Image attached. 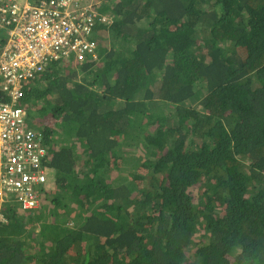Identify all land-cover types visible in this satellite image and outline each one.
Masks as SVG:
<instances>
[{
  "label": "trees",
  "instance_id": "trees-1",
  "mask_svg": "<svg viewBox=\"0 0 264 264\" xmlns=\"http://www.w3.org/2000/svg\"><path fill=\"white\" fill-rule=\"evenodd\" d=\"M84 1L111 23L29 83L49 177L0 264H264V0Z\"/></svg>",
  "mask_w": 264,
  "mask_h": 264
},
{
  "label": "built area",
  "instance_id": "built-area-1",
  "mask_svg": "<svg viewBox=\"0 0 264 264\" xmlns=\"http://www.w3.org/2000/svg\"><path fill=\"white\" fill-rule=\"evenodd\" d=\"M92 5L8 0L0 7V34H7L0 35L5 42L0 45V205L11 200L23 210L40 205L39 189L49 177L45 136L41 127L28 124L25 89L51 63L70 56L82 61L93 51L95 44L83 38L96 18Z\"/></svg>",
  "mask_w": 264,
  "mask_h": 264
},
{
  "label": "clouds",
  "instance_id": "clouds-1",
  "mask_svg": "<svg viewBox=\"0 0 264 264\" xmlns=\"http://www.w3.org/2000/svg\"><path fill=\"white\" fill-rule=\"evenodd\" d=\"M86 3L93 4L92 1H91V2H86ZM92 7H93V8L95 9V11H96V18H98L99 20H101V21H103V22H106V23H109V24L111 23V18H112L111 16H112V15H111L110 12L101 13L100 10L98 9L99 4H98V6H96V4H95V5H92ZM92 7H91V8H92ZM102 17H105L106 19L103 20ZM41 75H42V74H41ZM41 75H40V76H41ZM29 85H30V84H28L27 87H26V89H25V94H26V90H28V89L30 88ZM25 94H24V97H23V103H24V104H25ZM25 106H26V105H25ZM26 109H27V107H26ZM27 119H28V110H27ZM35 123H36V122H35ZM29 125H30V126L33 125V126H36V127H41L42 129H43V126H44V125H42V124H38V123H37V124H32V123H31V124H29ZM1 204H2V203H1ZM0 206H1V205H0ZM0 215H1V214H0Z\"/></svg>",
  "mask_w": 264,
  "mask_h": 264
},
{
  "label": "rangeland",
  "instance_id": "rangeland-1",
  "mask_svg": "<svg viewBox=\"0 0 264 264\" xmlns=\"http://www.w3.org/2000/svg\"><path fill=\"white\" fill-rule=\"evenodd\" d=\"M96 6H98V4L96 3ZM59 66H62L61 64H59ZM31 104H32V101H30L29 102V107L31 106ZM27 110H28V108H27ZM49 115H50V112L48 111L46 114H44V116H37V117H35L34 119H36L37 121H35L36 123H38V124H46V122H48V121H50V117H49ZM28 124H31V119L29 120V117H28ZM44 122V123H43ZM52 177V176H51ZM50 187H51V185H50ZM3 203H5V204H11L12 202H3ZM15 204V203H14Z\"/></svg>",
  "mask_w": 264,
  "mask_h": 264
}]
</instances>
